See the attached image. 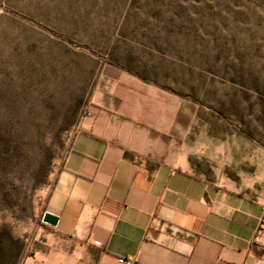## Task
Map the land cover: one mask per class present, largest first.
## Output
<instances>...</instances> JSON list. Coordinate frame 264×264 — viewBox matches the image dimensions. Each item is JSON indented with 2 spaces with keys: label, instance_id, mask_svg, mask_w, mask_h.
<instances>
[{
  "label": "rangeland",
  "instance_id": "obj_1",
  "mask_svg": "<svg viewBox=\"0 0 264 264\" xmlns=\"http://www.w3.org/2000/svg\"><path fill=\"white\" fill-rule=\"evenodd\" d=\"M96 90L138 101L179 164L239 181L264 164V0H0V264L44 246Z\"/></svg>",
  "mask_w": 264,
  "mask_h": 264
},
{
  "label": "crops",
  "instance_id": "obj_2",
  "mask_svg": "<svg viewBox=\"0 0 264 264\" xmlns=\"http://www.w3.org/2000/svg\"><path fill=\"white\" fill-rule=\"evenodd\" d=\"M111 93L93 94L49 198L58 223L22 264H264V164L196 174Z\"/></svg>",
  "mask_w": 264,
  "mask_h": 264
},
{
  "label": "water",
  "instance_id": "obj_3",
  "mask_svg": "<svg viewBox=\"0 0 264 264\" xmlns=\"http://www.w3.org/2000/svg\"><path fill=\"white\" fill-rule=\"evenodd\" d=\"M58 216L54 213H52L51 211L49 210H46L44 213H43V216H42V220L47 223V224H50L52 226H56L57 223H58Z\"/></svg>",
  "mask_w": 264,
  "mask_h": 264
},
{
  "label": "built area",
  "instance_id": "obj_4",
  "mask_svg": "<svg viewBox=\"0 0 264 264\" xmlns=\"http://www.w3.org/2000/svg\"><path fill=\"white\" fill-rule=\"evenodd\" d=\"M118 260H119L120 262H132V259H131V258L126 259V258L120 257Z\"/></svg>",
  "mask_w": 264,
  "mask_h": 264
}]
</instances>
